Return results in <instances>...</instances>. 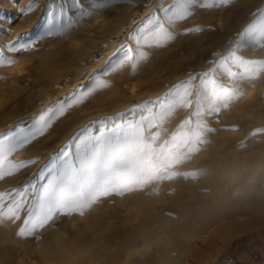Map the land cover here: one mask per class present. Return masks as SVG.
<instances>
[{"label": "rangeland", "instance_id": "rangeland-1", "mask_svg": "<svg viewBox=\"0 0 264 264\" xmlns=\"http://www.w3.org/2000/svg\"><path fill=\"white\" fill-rule=\"evenodd\" d=\"M248 1L250 2L248 3ZM173 3L174 0H80V5L77 6L73 3V0H24V3L22 0H0V52H3L5 57L15 61V63L10 66H0V122H3L4 120L8 121L10 120V117H18L19 115V119L14 121L12 124H9L12 127L9 126L2 131L0 130V137L8 134L9 132H17L21 129L29 130L36 127L39 117L41 114L45 113L47 109L51 108L54 111L56 106L59 104H67L69 94L76 93L77 90L80 92L87 91L94 85L97 79H101L109 85V87L105 89L97 90L92 93L79 105H75L67 109L63 116L53 122L51 128L44 135L39 136L31 143L27 144L24 148L16 151L9 158L17 163L27 161H35V163L28 165L15 175L6 177L3 181H0V193H12L33 184L35 185V188L29 189L30 195H28L27 203L21 211L19 219L15 220V222L5 220L3 223H0V230L3 227H11L13 229V239L16 240H14L15 242L12 245L14 249L11 246L10 249L5 250V248L2 247V244H4L3 238H0V243H2L0 244V264H7V262L8 264H16L17 262L22 264L26 259L32 261L35 258H37L35 264H43L42 259H39L38 261V258H41V255L39 250L35 247L38 246L42 240H45V242L42 243H46L47 239L50 238L49 236H51L50 234H53L54 231L61 230L59 232L65 233L66 235L73 234L77 228L76 223L82 222L81 219H83L86 214L97 206L100 208H98V213H100L99 215L101 216H106L109 213L115 217H121L122 214V216H124V214L128 215L127 203L132 200L133 195H147V201H152V196L154 194H156L154 200L157 199L155 200L157 201V204L154 203L155 201H152V203H150L151 207L153 206L159 208L166 215H169L174 219L178 218L179 220L180 218H185L187 216L185 218L186 227L194 233H197L196 229L198 228L197 231H200L201 235H203L207 227L210 226V222H213L212 220L218 218V216H216L217 211L224 207V205H226L225 207L229 206L227 210L230 209L231 211L237 210L239 212H251L250 208L252 207L256 210L255 215L249 214L252 217L245 220L255 223L251 229L230 238H227V236H224L222 233L215 234L208 242L205 243L207 247H204V252L201 255H196V250L187 251L183 248V246L178 247V249L176 248L174 258L177 263L217 264L219 259L222 257L233 256L236 259L235 264H264V73H261L259 78L255 80L236 82L228 78L227 70L231 68L232 71L239 73L241 69L239 67H234L232 64L227 62L221 64V61L228 57L234 50L237 57L250 61L264 62V45L255 42H246L243 38L245 30L259 19L261 13H264V0H229V3L227 4H217L211 8L201 7L199 5L194 6L192 9L193 14L189 18L176 23L170 28V30L175 33V38L171 42L163 47L142 46L138 48L135 40L129 38V34L133 33L138 26L144 24L153 11H156L157 16L163 20V13L159 11L160 5L162 4L164 8H169ZM29 5H35L36 7L33 8L32 11H27V14H22V10H27ZM122 5L125 10L121 7ZM118 8H122L123 12ZM115 9L117 10L116 12ZM82 11H86L88 14L86 16H81ZM130 12L132 16L129 15ZM28 14L29 17L32 16L31 19L34 18L33 20L35 22L28 30L20 32L21 29H17V26H19L22 22V17ZM126 14L128 17H125ZM100 15H113V20L121 15V18H118L123 21L126 28L120 29L119 37L111 39L113 36L111 35L112 31H114L113 24H111L112 26L109 24L107 27L98 26V21L101 19ZM96 19L98 25L97 22L95 24L92 23L96 21ZM56 20H60L62 23L68 22L70 23V27L64 31L65 33L61 32L49 35L51 26ZM86 23L89 27L91 26V23L94 24V27H91L93 29L86 27ZM222 23L223 25L221 26ZM96 28H98V30ZM194 28H198L200 31H191ZM90 30L92 31L90 32ZM76 33L78 34L75 35ZM64 34H66L67 37ZM53 35H55V37ZM184 36H186V38ZM91 37H93L94 40ZM73 38L76 40L78 39L77 41L79 42L76 43V40ZM60 40H62L61 43ZM80 40H82V43H80ZM51 41H54L55 43H52ZM64 41L66 43H63ZM87 41L88 43L90 42V45L88 46V43H86ZM21 44H30L31 47L20 48ZM77 44L81 46L77 48ZM10 45L15 46L16 50L10 51ZM238 45L240 46L238 47ZM70 47H72L71 54L69 52ZM59 49H61V51ZM62 49L67 54H65ZM87 49H90L89 52ZM127 49L133 50V56H135L137 52L143 51L146 53L147 58L141 61L135 69L132 68L131 63L126 62L122 66L115 68L113 71V65L120 61ZM81 52L82 54H80ZM56 53L63 54L62 59L63 57L65 58L66 64L63 59L62 61L64 62L59 61L51 65L54 67H50V65L46 67V65H43L45 63L47 64V60L53 57L54 54L56 55ZM30 59L36 64H34ZM41 60H43L44 63L41 62ZM72 63L76 65L74 66ZM16 64L17 66L19 65L18 68L15 67ZM58 65H60L61 68L57 67ZM67 67H70L69 71ZM23 68L25 69L23 70ZM28 68H30V70ZM72 68H75V71L72 70ZM19 69L21 70L18 71ZM56 70L59 71L57 72ZM28 71H30V73ZM49 71L51 75H49ZM205 73H212L216 81H218V83L225 88H235L237 84H239L238 90L243 91L246 95L249 92L254 91L252 94L259 97L260 101L263 103H252L248 107H243L241 105H243L242 101L246 97L244 95L245 97H242L238 101L230 104L228 109L223 110V108H221L218 115L205 114L202 117L194 118L193 124L191 125L185 124L184 121H186L191 115L192 108L189 107L186 109H180L173 117L164 122L162 128L157 127L150 130L151 133H155L157 131L162 132V136L160 138L161 140H167L173 136H176L178 139L182 136H186L192 141L183 148L173 150L179 151L183 159L168 169L169 175L167 179L155 180L154 182L152 181L136 188L138 194L134 193L136 192L135 190L128 191L132 192V194L126 192L128 195L130 194L128 197L125 193L121 195H108L98 201L102 207L99 203H96L98 205L96 206V204H94L92 208L88 210L89 212H85V215H59L54 219V221L34 233L31 237L21 238L17 235L18 230L23 226L25 219L28 217L29 208L34 202L33 195H38L41 191L42 185H46L50 179V174L45 175L43 179H41V173H47L49 169L58 168L59 165L66 159L75 160L78 146L76 137L82 129L88 125H92V132L95 134L101 129L105 122L109 121L110 118L114 120L117 117V114L127 115L129 110L136 105H142L146 101H153L160 97H164L170 89L174 88L183 81L188 80L192 76L196 77V80L193 81L192 84L193 95H195V90L200 84V77ZM65 74L70 77H67ZM27 75L31 76L29 83L27 79H25ZM40 76L42 77L41 80L46 83V86L44 87L39 84H33L39 80L38 78ZM33 79L36 82H33ZM45 79L46 81H44ZM47 81L49 82L47 83ZM27 85L29 87H27ZM29 88L35 92H31ZM116 88L117 90H115ZM48 91H50V93ZM109 91H112V93ZM146 91L147 93L149 92V94L145 93ZM117 93L119 94L116 95ZM120 93H122V95ZM21 96L23 97L20 98ZM37 103L38 105L35 106ZM23 105L25 109L23 108ZM88 110L91 111L89 112ZM155 110L156 109L154 107L153 111L155 112ZM26 111L29 112H27V115L24 116L25 114H22V112ZM227 111L231 112V116ZM225 112L229 114L228 117ZM241 112H244L245 114L243 113L242 115ZM239 113L241 114L239 115ZM3 115L8 119H6ZM136 115L139 116L141 113L138 111ZM135 118V116H128V119ZM80 119H83L84 121L82 120L81 123ZM201 120L206 122L207 126L215 131L205 132L202 137L203 142L196 144L194 136L195 125ZM57 134L59 137L62 136L61 139L57 136ZM46 135H49L47 136L49 137L48 139ZM42 137L44 138L42 139ZM226 138L228 141L229 138H231L228 144H225ZM43 140H46L48 145L51 147L49 150H52L53 152L51 151L50 153L48 152L49 150H47L46 152L44 151L46 153L45 154L43 151L39 150L34 153L35 156H32L34 154L28 156L27 149H30L34 143L40 141L42 142ZM231 140L233 144L230 143ZM216 141L220 144L218 147L216 146ZM212 144L214 145L212 146ZM229 144L230 146H227ZM201 150L202 154L199 153ZM217 154H221L222 156H217ZM200 155L204 157H201ZM208 155L210 157L212 155V158L214 159L210 160L211 158ZM217 157L220 158L218 159ZM202 158H204V160ZM215 158H217V163L215 162ZM205 159H207V161H205ZM202 160L205 162L214 161L215 167H217V172L213 170V174H209L212 175V177L205 176L207 178L206 179L203 175L195 172L194 169L196 165H199V162L200 164L203 163ZM191 162L193 164H191ZM190 164L191 166H189ZM221 171L222 175L220 174ZM214 172L217 174L215 175ZM196 173L200 176L198 177ZM227 173L231 176L227 175ZM231 177H233V180H236L237 183L233 181L235 184H232L231 186L230 183V186H228L229 184L227 185L226 183L228 180L230 181L232 179ZM202 181L205 183H202ZM187 182L190 184H187ZM191 183H193V185H191ZM167 184H169V186L173 185L170 186L169 189ZM147 185H149L150 188ZM241 187L242 189L240 190ZM193 188L195 189L193 190ZM219 189H221V195L220 191L218 192ZM225 189L228 191L226 192ZM232 189H234V191ZM192 192L194 193L193 195ZM202 194H205L204 197ZM123 195H125L124 198H122ZM235 195L239 196L235 197ZM193 196L196 197L193 198ZM157 197H159V199L161 198V200ZM162 198L165 200L164 205L162 203ZM237 198H240L241 200H237ZM213 200L217 201L214 202ZM123 201H125L124 204ZM11 203L12 198L9 197L2 204V206H0V211H7ZM160 203H162V206ZM206 203H208V205ZM248 204H250V207ZM170 207L171 209H169ZM101 209H104L105 211L102 212ZM200 210L206 212L204 215L205 217L201 215V212H198ZM172 212L173 214L170 215ZM175 212H177V214ZM208 222L210 224H208ZM171 235L172 237H170ZM173 237V234L169 232L166 236L162 237V239L165 238V240H169L171 238L170 240H172ZM194 239H196L195 242H197L201 239V237L197 235L193 237V241ZM147 241L143 244L146 246L142 245V248L148 249L149 247V250H151V248H153L152 250L156 249L154 248L156 247L155 245H157L156 241L153 240L155 243L152 240L151 242L150 240ZM21 247L26 255L20 249ZM25 249L27 251H25ZM13 255L15 256L13 257ZM21 255H24V258L23 256L21 257ZM5 258L6 261L4 260ZM20 258L21 261L19 260Z\"/></svg>", "mask_w": 264, "mask_h": 264}, {"label": "snow or ice", "instance_id": "snow-or-ice-1", "mask_svg": "<svg viewBox=\"0 0 264 264\" xmlns=\"http://www.w3.org/2000/svg\"><path fill=\"white\" fill-rule=\"evenodd\" d=\"M73 3L79 6L80 0H73ZM227 3L229 0H174L169 8H164L161 4L159 11L163 13V20L157 16L156 11H153L144 24L129 34V38L135 40L138 48L163 47L175 38V33L170 28L189 18L193 14L194 6L211 8L217 4ZM35 7L29 5L27 10H22V14H27V11H32ZM87 14L86 11L81 12V16ZM68 27L70 23L56 20L49 35L64 32ZM191 31L198 32L200 29L194 28ZM243 38L246 42L264 45V13H261L259 19L245 30ZM25 47L30 48L31 45H20V48ZM9 50H16L15 46L10 45ZM132 53V49H127L120 61L113 65L112 70L126 62L131 63L135 69L147 58L143 51L137 52L135 56ZM226 62L241 69L239 73L232 71L231 68L227 70L228 78L236 82L255 80L264 73V62L237 57L235 50L221 61V64ZM14 63V60L0 52V66H10ZM195 80V76L190 77L170 89L164 97L136 105L127 115L117 114L114 120L110 118L95 134L92 132V125L82 129L76 137L78 146L75 160L66 159L58 168L41 173V179L49 174L50 179L46 185H42L38 195H33L34 202L17 235L21 238L31 237L59 215H84L94 204L108 195H121L152 181L167 179L168 169L183 159L179 151L173 150L183 148L192 141L186 136L179 139L173 136L161 140L162 132L151 133L150 130L162 128L164 122L180 109L189 107L192 108V113L184 123L191 125L194 118L205 114L218 115L221 108L228 109L230 104L245 95L243 91L238 90L239 84L235 88H225L216 81L212 73H205L200 77L199 87L193 95L192 84ZM107 87L108 84L97 79L87 91L77 90L76 93L69 94L67 104H59L54 111L51 108L47 109L39 117L36 127L9 132L0 137V181L35 163L14 162L9 159L13 153L44 135L67 109L79 105L95 91ZM138 111L141 113L139 116L136 115ZM129 115L136 118L128 119ZM212 131L215 130L209 128L206 122L202 120L197 122L194 132L195 143H202L203 134ZM30 188H35V185L12 193H0V206L9 197L12 198L7 211H0V223L5 220L15 222L19 219L30 195Z\"/></svg>", "mask_w": 264, "mask_h": 264}, {"label": "bare ground", "instance_id": "bare-ground-1", "mask_svg": "<svg viewBox=\"0 0 264 264\" xmlns=\"http://www.w3.org/2000/svg\"><path fill=\"white\" fill-rule=\"evenodd\" d=\"M22 2L24 3V0H22ZM245 2V1H244ZM250 1H248V3H249ZM247 3V4H248ZM238 5V4H237ZM128 6H129V4H128ZM118 7H120V6H118ZM121 7H123V5L121 6ZM130 7V6H129ZM236 7V6H235ZM124 8V7H123ZM239 8V7H238ZM119 9V8H118ZM114 10V9H113ZM119 10H122V8L121 9H119ZM124 10H125V8H124ZM233 10V9H232ZM235 10V9H234ZM241 10V9H240ZM112 11V10H111ZM117 10L115 9V12H116ZM129 11V10H128ZM230 11V10H229ZM122 12H123V10H122ZM119 13V12H118ZM129 13V12H128ZM127 13V14H128ZM235 13V12H234ZM126 14V16L125 17H128V15ZM236 14V13H235ZM102 15V14H101ZM100 15V17H101V19L98 21L99 22V25H98V22H97V19H99V18H97L96 19V21H94V22H92V23H96L97 22V25L98 26H103V27H107V25H111V24H113V30L114 31H112V34L111 35H113L112 37H111V39L112 38H117V37H119V34H120V29H122V28H126V26H124V23H123V21H121L118 17H120L121 18V15L120 16H118L115 20H113V15H110V16H101ZM116 15V14H115ZM129 15H131V12H130V14ZM234 15V14H233ZM132 16V15H131ZM103 17V18H102ZM124 17V16H123ZM32 18V16L31 17H29V14L28 15H25V16H23L22 17V19L23 20H21L22 22L20 23V25L19 26H17V29H21V31L20 32H22V31H25V30H28L30 27H32V25H33V23L35 22L33 19H31ZM130 18V17H129ZM95 20V19H94ZM124 20V19H123ZM232 20V19H231ZM126 21V20H125ZM222 21V20H221ZM91 23V26L89 27V25L86 23V27H89V28H91V27H94L93 25L94 24H92ZM231 23V22H230ZM228 24H229V22H228ZM227 24V25H228ZM96 25V26H97ZM223 25V23L221 24V26ZM230 25V24H229ZM228 25V26H229ZM97 26V27H98ZM112 26V25H111ZM116 26V27H115ZM224 26H225V24H224ZM223 26V27H224ZM228 26H227V28H228ZM232 26V25H231ZM26 27V28H25ZM226 27V26H225ZM234 27V26H233ZM226 28V29H227ZM232 28V27H231ZM91 29H93V28H91ZM97 30H98V28H96ZM230 29V28H229ZM89 31V30H88ZM92 30H90V32H91ZM96 31V30H95ZM105 31V30H104ZM74 32V31H73ZM119 32V33H118ZM65 33V32H64ZM89 33V32H88ZM87 33V34H88ZM93 33V32H92ZM78 33H76L75 35H77ZM90 34V33H89ZM95 34V33H94ZM96 34H98V33H96ZM102 34V33H101ZM105 34H107V33H105ZM66 37H67V35L66 34H64ZM108 35V34H107ZM110 35V34H109ZM54 37H55V35H53ZM63 36V35H62ZM81 36V35H80ZM101 36V35H100ZM103 36V35H102ZM204 36V35H203ZM72 37V36H71ZM74 37V36H73ZM82 37V36H81ZM86 37V36H85ZM104 37V36H103ZM185 38H186V36H184ZM183 37V38H184ZM69 38V37H68ZM78 38V37H77ZM83 38H84V36H83ZM91 38H93V37H91ZM96 38V37H95ZM98 38V37H97ZM102 38V37H101ZM108 38V37H107ZM184 38V39H185ZM54 39V38H53ZM73 39H75V38H73ZM73 39H72V41H73ZM86 39H88V38H86ZM105 39H106V37H105ZM109 39V38H108ZM183 39V40H184ZM203 39V38H202ZM67 40V39H66ZM76 40V39H75ZM78 40V39H77ZM76 40V43L77 42H79V41H77ZM89 40H90V38H89ZM93 40H94V38H93ZM96 40V39H95ZM182 40V41H183ZM59 41V40H58ZM61 41L62 40H60V43H61ZM67 41H69V40H67ZM82 40H80V43H82L81 42ZM181 41V42H182ZM52 42V41H51ZM74 42V41H73ZM72 42V43H73ZM98 42V41H97ZM52 43H55L54 41L52 42ZM63 43H66L65 41L63 42ZM86 43H88V41L86 42ZM90 43V42H89ZM87 44V46L88 45H90V44ZM92 43H95V42H92ZM99 43V42H98ZM111 43V42H110ZM75 44V43H74ZM65 45V44H64ZM67 45H68V43H67ZM63 46V45H62ZM81 46V45H80ZM78 44H77V48L78 47H80ZM84 46H86V45H84ZM82 47H83V45H82ZM65 48V47H64ZM67 48V47H66ZM72 47H70V49H69V52H70V54H71V51H72V49H71ZM73 48H74V46H73ZM68 49V48H67ZM75 49H76V46H75ZM85 49V48H84ZM91 49H93V48H91ZM60 51H61V49H59ZM83 50V49H82ZM88 50V49H87ZM90 50V49H89ZM89 50H88V52H89ZM172 50H173V48H172ZM62 51L64 52V50L62 49ZM66 51V50H65ZM73 51H76V50H73ZM77 51H79V50H77ZM92 51V50H91ZM56 52H58V51H56ZM67 52V51H66ZM65 53V52H64ZM73 53V52H72ZM171 53V52H170ZM200 53V52H199ZM60 54V55H59ZM59 54H57L56 53V55L54 54V56L53 57H51V58H49L48 60H47V64L45 63V64H43V65H46V67L47 66H49L50 65V67H54V66H51V65H53L55 62H59V61H62L63 59H64V61H65V58L63 57V59H62V55L63 54H61V53H59ZM65 54H67V53H65ZM74 54V53H73ZM72 54V55H73ZM77 54H79V53H77ZM80 54H82V52L80 53ZM195 54V53H194ZM68 55H69V53H68ZM65 57H67V56H65ZM74 57H75V55H74ZM79 57V56H78ZM170 57V56H169ZM38 58V57H37ZM40 58V57H39ZM84 58V57H83ZM41 59V58H40ZM68 59H70V58H68ZM31 60V59H30ZM38 60V59H37ZM36 60V61H37ZM66 60H67V58H66ZM32 61V60H31ZM35 61V62H36ZM40 61V60H39ZM38 61V62H39ZM64 61H62V62H64ZM25 62V61H24ZM23 62V63H24ZM27 62V61H26ZM29 62V61H28ZM33 62V61H32ZM41 62H43V60H41ZM77 62V61H76ZM75 62V63H76ZM22 63V64H23ZM34 63V62H33ZM40 63V62H39ZM44 63V62H43ZM69 63V62H68ZM34 64H36V63H34ZM42 64V63H41ZM65 64H66V61H65ZM70 64V63H69ZM73 65H74V63H72ZM76 64H78V63H76ZM75 64V65H76ZM80 64V63H79ZM20 65H21V63H20ZM74 65V66H75ZM19 66V65H18ZM18 66H17V64H16V66L15 67H17L18 68ZM36 66V65H35ZM40 66H42V65H40ZM70 66V65H69ZM25 67V66H24ZM57 67H60V65H58ZM56 67V68H57ZM73 67V66H72ZM20 68V67H19ZM36 68H37V66H36ZM49 68V67H48ZM61 68V67H60ZM65 68V67H64ZM68 68V67H67ZM70 68V67H69ZM69 68H68V71H69ZM76 68V67H75ZM75 68L73 69L72 68V70H74L75 71ZM16 69V68H15ZM25 68H23V70H24ZM29 70H30V68H28ZM39 69V68H38ZM9 70V69H8ZM7 70V71H8ZM21 69H19L18 71H20ZM22 70V71H23ZM32 70V69H31ZM36 70V69H35ZM48 70V69H47ZM62 70V69H61ZM66 70V69H65ZM77 70V69H76ZM175 70V69H174ZM5 71V70H4ZM11 71V70H10ZM17 71V72H18ZM40 71V70H39ZM57 71V70H56ZM59 71V70H58ZM57 71V72H58ZM63 71H64V69H63ZM67 71V70H66ZM67 71V72H68ZM29 73H30V71H28ZM27 72V73H28ZM51 72H53V71H51ZM78 72H79V70H78ZM173 72V71H172ZM3 73V72H2ZM14 73V72H13ZM41 73H42V71H41ZM44 74V73H43ZM42 74V75H43ZM46 74V73H45ZM39 75V74H38ZM41 75V76H42ZM48 75V74H47ZM49 75H51L50 74V71H49ZM48 75V76H49ZM52 75H53V73H52ZM56 75V74H55ZM66 75V74H65ZM74 75V74H73ZM40 76V77H41ZM67 76V75H66ZM66 76H64V77H66ZM72 76V75H71ZM38 78L39 80L36 82V81H34V79H33V82H36V83H33V84H39V85H41L42 87H44V86H46V83L45 82H43L41 79H42V77L41 78ZM53 77H54V75H53ZM56 77V76H55ZM67 77H70V76H67ZM4 78V77H3ZM16 78V77H15ZM25 78V77H24ZM30 78H31V76L30 75H27V77L25 78V79H27V81H28V83H29V80H30ZM48 78V77H47ZM63 78V77H62ZM17 79V78H16ZM51 79V78H50ZM3 80V79H2ZM7 80V79H6ZM54 80V79H53ZM17 81V80H16ZM32 81V80H31ZM44 81H46V79L44 80ZM50 81V80H49ZM49 81H47V83L49 82ZM54 82V81H53ZM50 83H51V81H50ZM56 83H57V80H56ZM55 83V84H56ZM13 85H15V84H13ZM16 85H17V83H16ZM49 85V84H48ZM54 85V84H53ZM50 86V85H49ZM136 86V85H135ZM15 87V86H14ZM22 87V86H21ZM20 87V88H21ZM27 87H29L28 85H27ZM52 87V86H51ZM114 87V86H113ZM113 87H112V89H113ZM132 87V86H131ZM143 87V86H142ZM151 87V86H150ZM31 88H32V86H31ZM37 88H38V86H37ZM41 88V87H40ZM47 88V87H46ZM135 89H137L136 87H134ZM17 89V88H16ZM25 89H27V88H25ZM30 89V88H29ZM42 89V88H41ZM44 89V88H43ZM134 89V90H135ZM253 89V88H252ZM22 90V89H21ZM31 90V89H30ZM115 90H117V88L115 89ZM138 90V89H137ZM251 90V89H250ZM250 90H248V91H250ZM23 91V90H22ZM29 91V90H28ZM51 91H53V90H51ZM113 91H114V89H113ZM17 92H18V90H17ZM31 92H33L32 90H31ZM35 92V91H34ZM33 92V93H34ZM42 92V91H41ZM49 93H50V91H48ZM109 92H111L112 93V91H109ZM116 92V91H115ZM122 92H124V91H122ZM129 92H130V90H129ZM128 92V93H129ZM254 92V91H253ZM252 91L251 92H249L247 95L245 94V96H243V97H245V99L242 101V104L243 105H241V106H245V107H248L249 105H251L252 103L254 104H256V103H259V102H261V103H263L262 101H260V98L259 97H256L254 94H252L253 93ZM52 93V92H51ZM133 93V92H132ZM131 93V94H132ZM143 93V92H142ZM145 93H147V91L145 92ZM26 94V93H25ZM24 94V95H25ZM36 94V93H35ZM43 94V93H42ZM115 94V93H114ZM119 93H117L116 95H118ZM121 95H122V93H120ZM147 94H149V92L147 93ZM17 95H18V93H17ZM44 95V94H43ZM45 95H46V93H45ZM105 95V94H104ZM133 95V94H132ZM143 95V94H142ZM140 96V95H139ZM23 96H21L20 98H22ZM98 97V96H97ZM104 97V96H103ZM12 98V97H11ZM25 98V97H24ZM23 98V99H24ZM96 98V97H95ZM15 99H18V98H15ZM13 100V99H12ZM26 100V99H25ZM17 101V100H16ZM22 101V100H21ZM28 101H29V99H28ZM43 101V100H42ZM49 101V100H48ZM92 101H93V99H92ZM112 101H113V99H112ZM24 102V101H23ZM6 103H7V101H6ZM26 103V102H25ZM111 103V102H110ZM114 103V102H113ZM9 104V103H8ZM34 104V103H33ZM32 104V105H33ZM36 105H38V103L37 104H35V106ZM8 106V105H7ZM240 106V107H241ZM34 107V106H33ZM23 108H24V105H23ZM2 109V108H1ZM25 109V108H24ZM99 109V108H98ZM105 109V108H104ZM117 109V108H116ZM119 109V108H118ZM248 109V108H247ZM29 110V109H28ZM36 110V109H35ZM224 110V109H223ZM231 110V109H230ZM89 111V110H88ZM91 111V110H90ZM89 111V112H90ZM108 111V110H107ZM27 112H29V111H26V112H22V114H25L24 116H26L27 115ZM93 112V111H92ZM104 112V111H103ZM224 112V111H223ZM228 112V111H227ZM227 112H225V114H227ZM228 113H230V116H231V112H228ZM242 113V115H243V113L244 112H241ZM241 113H239V115L241 114ZM84 114V113H83ZM101 114V113H100ZM245 114V113H244ZM228 115L229 114H227V117H228ZM234 115H235V113H234ZM4 116V115H3ZM95 116V115H94ZM98 116V115H97ZM229 116V117H230ZM233 116V115H232ZM5 117V116H4ZM18 117H19V115H18ZM18 117H15V116H13V117H10L9 119L10 120H8V121H6V120H2L3 122H0V130L2 131L3 129H5V128H7V127H12L11 125H9V124H12L14 121H16L17 119H19ZM83 117H84V115H83ZM237 117V116H236ZM243 117V116H242ZM2 118V117H1ZM6 118V117H5ZM22 118V117H21ZM20 118V119H21ZM70 118V117H69ZM6 119H8V118H6ZM65 119V118H64ZM89 119V118H88ZM63 120V119H62ZM81 120V123H82V120L83 119H80ZM69 121H72V120H69ZM84 121V120H83ZM86 121V120H85ZM61 122V121H60ZM63 122H65V121H63ZM62 122V123H63ZM59 124V123H58ZM58 124H56V125H58ZM57 129V128H56ZM55 131V130H54ZM53 134V133H52ZM55 134V133H54ZM50 135H51V133H50ZM47 136H49V135H46V137ZM57 136H58V134H57ZM52 137V136H51ZM53 137H54V135H53ZM52 137V138H53ZM59 137V136H58ZM62 137V136H61ZM61 137H59L60 139H61ZM44 137H42V139H43ZM49 137H47V139H48ZM64 138V137H63ZM207 138H208V136H207ZM215 138V137H214ZM228 138V137H227ZM226 138V142H225V144L227 143H229V141H230V139L231 138H229V141H228V139ZM41 139V140H42ZM51 139V138H50ZM54 139H55V137H54ZM60 139H59V141H60ZM209 139V138H208ZM210 139H211V137H210ZM233 139V138H232ZM39 140V139H38ZM234 140V139H233ZM37 141V140H36ZM49 141H51V140H49ZM58 141V142H59ZM63 141V140H62ZM235 141V140H234ZM60 143H61V141H60ZM216 143H217V141H216ZM230 143H232V140H231V142ZM225 144H223V145H225ZM233 144V143H232ZM54 145V144H53ZM214 144H212V146H213ZM220 144H216V146L218 147ZM56 146V145H55ZM227 146H230V144L229 145H227ZM211 147V146H210ZM221 147V146H220ZM232 147V146H231ZM234 147V146H233ZM230 148V147H229ZM49 149H51V147L48 145V143L46 142V140H43L42 142L40 141V142H37V143H34L33 144V146L32 147H30V149H27L28 150V152H27V155L29 156V155H32V154H34V153H36V152H38L39 150L40 151H47V150H49ZM209 149V148H208ZM213 149V148H212ZM225 149V148H224ZM54 150V149H53ZM254 150V149H253ZM51 151L52 150H49L48 152H50L51 153ZM205 151H206V149H205ZM210 151V150H209ZM26 152V151H25ZM44 152V153H45ZM53 152V151H52ZM207 152V151H206ZM212 152V151H211ZM211 152H210V154H211ZM252 152V151H251ZM24 153V152H23ZM200 154H202V150H201V152H199ZM204 153V152H203ZM227 153V152H226ZM253 153V152H252ZM38 154V153H37ZM42 154V153H41ZM46 154V153H45ZM196 154H198V153H196ZM21 155V154H20ZM24 155V154H23ZM191 155V154H190ZM215 155V154H214ZM213 155V156H214ZM222 156L221 154H217V156ZM22 156V155H21ZM32 156H35V154L34 155H32ZM201 156V155H200ZM209 156V155H208ZM44 157H45V155H44ZM193 157V156H192ZM201 157H204V156H201ZM210 157V156H209ZM208 157V158H209ZM196 158V157H195ZM211 159L210 160H212V159H214V158H212V155H211V157H210ZM218 159L220 158V157H217ZM217 158H215L216 160H215V162L217 161ZM222 158V157H221ZM203 160H204V158H202ZM232 159V158H231ZM231 159H230V161H231ZM193 160H194V158H193ZM192 160V161H193ZM202 160V161H203ZM228 160V159H227ZM197 161V160H196ZM199 161H200V159H199ZM198 161V162H199ZM205 161H207V159H205ZM205 161H203V163H201L200 164V162H199V165L197 164L196 165V167H195V172H197L198 174H201V175H203L204 177L206 176H210V177H212V175H209V174H213V170H215L216 171V169H217V167H215V164H214V161L213 162H205ZM40 162H42V161H40ZM205 162V163H204ZM217 163V162H216ZM220 163V162H219ZM225 163V162H224ZM185 164H187V163H185ZM191 164H193L192 162H191ZM191 164L189 165V166H191ZM186 166V165H185ZM231 166V165H230ZM220 167V166H219ZM221 167H222V165H221ZM224 167V166H223ZM223 169V168H222ZM218 170H219V168H218ZM223 170H225V169H223ZM217 172V171H216ZM226 172V171H225ZM196 173V174H197ZM229 173V172H228ZM227 173V175H230V174H228ZM197 174V175H198ZM214 174H215V172H214ZM217 174V173H216ZM215 174V175H216ZM221 175H222V171H221V173H220ZM194 175V174H193ZM220 175V176H221ZM200 175H198V177H199ZM231 176V175H230ZM232 176H234V175H232ZM205 177V178H206ZM216 177H218V176H216ZM227 177V176H226ZM184 178V177H183ZM188 178V177H187ZM196 178V177H195ZM228 178V177H227ZM226 178V179H227ZM232 179L229 181L228 180V182L226 183L228 186H230V183H231V186H232V184H235L234 182H236V180L234 181L233 180V177H231ZM251 178H253V177H251ZM207 179V178H206ZM229 179H230V177H229ZM173 180V179H172ZM171 180V181H172ZM179 180V179H178ZM211 180V179H210ZM252 180H256V179H252ZM225 181V180H224ZM234 181V182H233ZM154 182V181H153ZM170 182V181H169ZM204 181H202V183H203ZM189 182H187V184H188ZM201 183V185L203 186V184ZM205 183V182H204ZM237 183V182H236ZM175 184V183H174ZM190 184V183H189ZM196 184H197V182H196ZM239 184H241V183H239ZM151 185V184H150ZM153 185H154V183H153ZM168 186H169V184H167ZM173 185V184H172ZM172 185H170V186H172ZM191 185H193V183H191ZM224 185H225V183H224ZM143 186V185H142ZM148 187H149V185H147ZM170 186H169V189H170ZM188 186V185H187ZM227 186V187H228ZM233 186H235V185H233ZM240 186H242V185H240ZM237 188H239L238 186H236ZM235 187V188H236ZM150 188V187H149ZM173 188H174V186H173ZM187 188V187H186ZM226 188V187H225ZM230 188V187H229ZM234 188V189H235ZM177 189V188H176ZM183 189V188H182ZM188 189V188H187ZM186 189V190H187ZM191 189H192V187H191ZM195 188H193V190H194ZM198 189H201V188H198ZM234 189H232L233 191H234ZM242 189V187L240 188V190ZM246 189V188H245ZM221 189H219L218 190V192L220 191ZM136 191V190H135ZM175 191V190H174ZM200 191V190H199ZM225 191L227 192L228 190H226L225 189ZM238 191V190H237ZM236 191V192H237ZM138 191H136V192H134V193H137ZM144 192V191H143ZM152 192V191H151ZM151 192H150V194H151ZM203 192V191H202ZM215 192V191H214ZM224 192V191H223ZM222 192V193H223ZM128 193H130V194H132V192H128ZM128 193L126 194L127 195V197L130 195H128ZM142 193V192H141ZM157 193V192H156ZM240 193V192H239ZM138 194V193H137ZM154 194V193H153ZM177 194V193H176ZM194 193L192 192V195H193ZM199 194V193H198ZM197 194V195H198ZM224 194V193H223ZM158 195V194H157ZM196 195V196H197ZM201 195V194H200ZM203 195V194H202ZM205 195V194H204ZM204 195H203V197H204ZM209 195H211V194H209ZM220 195H221V191H220ZM231 195V194H230ZM241 195V194H240ZM124 196L125 195H123V197L122 198H124ZM132 196V195H131ZM147 195H133V197H132V200L131 199H129V200H131V201H129L127 204H128V215L127 214H124V216H122L121 215V217L120 216H118V217H115V216H113L112 214H108V215H106V216H101V215H99L100 213H98V208H99V206H97L98 204H96V206L97 207H95V208H93V210L92 211H87V212H89L88 214H86V216L83 218V219H81V221L82 222H79V223H76V225H77V228H76V230L74 231V233L73 234H71V235H66L65 233H62V232H59V231H61V230H59V231H54V233L53 234H50L51 236H49L50 238H48L47 239V236H46V239H47V242L46 243H42V242H45V240L43 241H40L41 243L38 245V246H36L35 248L37 249V250H39V253H40V255H41V258H38V261H39V259H42L43 260V264H179V263H177L176 262V260H175V258H174V252H176V248L178 249V247H180V246H183V248L185 249V250H193V251H195L196 250V255H201L203 252H204V247L206 246L205 245V243L206 242H208L210 239H211V237L212 236H214L215 234H218V233H222L224 236H227V238H230V237H233L234 235H237V234H239V233H241V232H244V231H246V230H248V229H251L254 225H255V223L254 222H248V221H245V220H248L249 219V217H252V216H250L251 214L252 215H255L256 213H255V209L252 207V208H250L251 209V212H246V211H244V212H239V211H237V210H230V209H228L227 210V208L229 207V206H227V207H225L226 205H224V207H222L220 210H215V211H217V214H216V216H218V218L217 219H215V220H212L213 222H208V224H210V226L209 227H207V229L204 231L205 233L203 234V235H201V233H200V231L198 232L197 230H198V228L196 229V232L197 233H194V232H191L186 226V221H185V218L187 217H182V218H180L179 220H178V218L177 219H174V218H171V216H169V215H166L162 210H160L159 208H156V207H151L150 205V203H152V201L154 202L155 200H157V199H155L154 200V198H155V196H156V194H154L153 196L152 195H150V196H152V201L151 200H148L147 201V197H146ZM196 196H193V198L194 197H196ZM237 195H235V197H236ZM239 196V195H238ZM237 196V197H238ZM118 197V196H117ZM149 197V196H148ZM178 197H179V195H178ZM233 197V196H232ZM242 197V196H241ZM240 197V198H241ZM131 198V197H130ZM158 199H159V197H157ZM175 198V197H174ZM234 198V197H233ZM238 199L237 198V200H241V199ZM243 198V197H242ZM128 199V198H127ZM127 199H125V200H127ZM199 199H204V198H199ZM207 199H208V197H207ZM222 199V198H221ZM244 199V198H243ZM159 200H161V198L159 199ZM162 200H163V205H164V199L162 198ZM219 200V199H218ZM227 200V199H226ZM151 201V202H150ZM173 201V200H172ZM214 201V200H213ZM217 200H215L214 202H216ZM124 202L125 201H123V204H124ZM228 202H229V200H228ZM237 202V201H236ZM239 202V201H238ZM97 203H99V202H97ZM154 203H156L157 204V201H155ZM153 203V204H154ZM162 203H160V205L162 204ZM168 203V202H167ZM202 203V202H201ZM230 203H232V202H230ZM100 204V203H99ZM207 205H208V203H206ZM104 205H106V204H104ZM201 205V204H200ZM209 205H211V204H209ZM216 205V204H215ZM244 205V204H243ZM250 204H248V206H249ZM100 206H101V204H100ZM125 206H126V204H125ZM156 206V205H155ZM162 206V205H161ZM205 206V205H204ZM102 207V206H101ZM127 207V206H126ZM169 207V206H168ZM212 207V206H211ZM241 207H243V206H241ZM250 207V206H249ZM103 208L105 209V207L103 206ZM175 208V207H174ZM100 209V208H99ZM102 210V212L103 211H105V210ZM169 209H171V207L169 208ZM241 209H243V208H241ZM261 209V208H260ZM115 210V209H114ZM125 210H126V208H125ZM126 210V211H127ZM244 210V209H243ZM246 210V209H245ZM97 211V212H96ZM126 211H124V212H126ZM168 211H171V210H168ZM250 211V210H249ZM257 211H259V210H257ZM107 212V211H106ZM184 212V211H183ZM198 212H201V215L202 216H204L205 215V211H203V210H200V211H198ZM208 212H210V211H208ZM176 214H177V212H175ZM174 213V214H175ZM181 213V212H180ZM179 213V214H180ZM185 213V212H184ZM84 214V215H85ZM173 214V212L170 214V215H172ZM179 214H178V216H179ZM250 214V215H249ZM181 215V214H180ZM117 216V215H116ZM173 216H177V215H173ZM185 216V215H184ZM215 216V217H216ZM258 216V215H257ZM80 217V216H79ZM205 217V216H204ZM264 217V216H263ZM176 218V217H175ZM79 219V218H78ZM206 219V218H205ZM252 219V218H251ZM264 219V218H263ZM80 220V219H79ZM76 221V220H75ZM74 221V222H75ZM210 221V220H209ZM252 221V220H251ZM263 222V221H262ZM190 225H192V224H190ZM10 226V225H9ZM13 227V226H12ZM196 228V227H195ZM194 229V228H193ZM200 229H201V227H200ZM204 229V228H203ZM56 230V229H55ZM195 230V229H194ZM13 229L11 228V227H3L1 230H0V238L2 237L3 238V241H4V244H2V243H0V244H2L3 246V248H5V250H8V249H10V247L13 245V243L16 241L15 239H13ZM52 232H53V230H52ZM172 233L173 234V239L172 240H165V238L164 239H162V237H164V236H166L167 235V233ZM49 233H51V232H49ZM203 233V232H202ZM166 234V235H165ZM15 235V234H14ZM200 236L201 237V239L200 240H198L197 242H195V240L196 239H194V241H193V237L194 236ZM170 237H172V235L170 236ZM169 238V237H168ZM15 240V241H14ZM147 240H150V242H151V240L153 241H156V244L157 245H155L156 247H154V248H156V249H154V250H152L153 248H151V250H149V247H148V249L146 248V249H144V248H142L141 246L144 244V242H146ZM153 241V242H154ZM148 242V241H147ZM149 242V243H150ZM20 243V242H19ZM27 243V242H26ZM148 243V244H149ZM155 243V242H154ZM15 244H18V243H15ZM22 244V243H21ZM24 244V243H23ZM152 244V243H151ZM27 245V244H26ZM150 245V244H149ZM148 245V246H149ZM154 245V244H153ZM23 246V245H22ZM143 246H146V245H143ZM13 247V246H12ZM24 247V246H23ZM207 247V246H206ZM1 248V247H0ZM34 248V249H35ZM13 249H14V247H13ZM21 250H22V252H24V250L22 249V247L20 248ZM32 249H33V247H32ZM27 250H28V248H27ZM26 249H25V251H27ZM149 250V251H148ZM29 251H30V247H29ZM33 251H35V250H33ZM179 251V250H178ZM21 252V253H22ZM37 252V251H36ZM35 252V253H36ZM4 253V252H3ZM6 253V252H5ZM25 253V252H24ZM23 253V254H24ZM178 253H180V252H178ZM183 253V252H182ZM177 254V253H176ZM181 254V253H180ZM184 254V253H183ZM11 255H12V253H11ZM25 255H26V253H25ZM10 256V255H9ZM15 255H13V257H14ZM19 256V255H18ZM17 256V257H18ZM23 256V258H24V255H21V257ZM0 258H1V256H0ZM9 258V257H8ZM16 258V257H15ZM30 258H31V256H30ZM187 258V257H186ZM197 258V257H196ZM37 258H35L34 260H32V261H29L28 259H26L25 260V262L24 263H22V264H35V261H37L36 260ZM178 259V258H177ZM182 259V258H181ZM199 259V258H198ZM5 261H6V258L4 259ZM3 260V261H4ZM20 261H21V258L19 259ZM23 260V259H22ZM31 260V259H30ZM4 261V262H5ZM183 261V260H182ZM3 262V263H4ZM18 264H21L20 262H17ZM16 263V264H17ZM187 263V262H186ZM2 264V263H1ZM5 264V263H4ZM7 264H8V262H7ZM36 264H38V263H36ZM41 264V263H40Z\"/></svg>", "mask_w": 264, "mask_h": 264}, {"label": "built area", "instance_id": "built-area-1", "mask_svg": "<svg viewBox=\"0 0 264 264\" xmlns=\"http://www.w3.org/2000/svg\"><path fill=\"white\" fill-rule=\"evenodd\" d=\"M236 259L233 256H224L219 261L217 264H235Z\"/></svg>", "mask_w": 264, "mask_h": 264}]
</instances>
